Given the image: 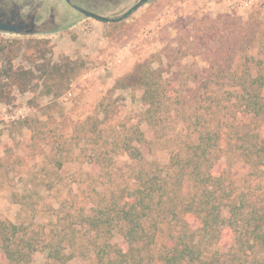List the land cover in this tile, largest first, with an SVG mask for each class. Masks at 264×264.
<instances>
[{
  "label": "rangeland",
  "instance_id": "374dc122",
  "mask_svg": "<svg viewBox=\"0 0 264 264\" xmlns=\"http://www.w3.org/2000/svg\"><path fill=\"white\" fill-rule=\"evenodd\" d=\"M38 50L52 65L72 60L81 69L69 88L52 95H45L46 81L35 69L36 80L26 91L13 86L11 98L0 101L1 221L26 228L35 241L62 242L65 254L75 243L69 264H98L92 259L94 233L81 226V217L91 208L126 202L140 172L156 163L167 167V188L176 191L172 205L146 211L142 253L123 264H161L171 236L182 227L198 230L201 216L195 212L214 195L226 204L241 195L248 206L264 208V167L251 165L255 144L264 140V115L243 112L234 84L244 62L253 77L264 68V0L236 11L224 0H152L116 26L87 20L54 34L0 33L3 66L34 69ZM142 64L162 77L168 96L154 120L146 114L141 89L115 88ZM138 130L145 134L141 144L133 142ZM208 130L218 145L208 163L210 181L203 165L189 176L202 157L193 146ZM130 142L142 151L139 163L124 153ZM186 204L193 209V225L187 218L180 223ZM234 232L231 240L226 230L197 231L196 242L202 239L209 249L202 264H240L231 262L239 247ZM110 239L125 244L120 229ZM256 255L264 257L260 245ZM47 257L48 251L35 252L31 264H46Z\"/></svg>",
  "mask_w": 264,
  "mask_h": 264
},
{
  "label": "trees",
  "instance_id": "16d2710c",
  "mask_svg": "<svg viewBox=\"0 0 264 264\" xmlns=\"http://www.w3.org/2000/svg\"><path fill=\"white\" fill-rule=\"evenodd\" d=\"M38 52L39 55L35 61L37 66L34 69L15 68L11 62L6 66L0 64V101H8L11 98L13 86L26 91L36 80L35 69L43 75L42 80L46 81L45 95H52L56 88L59 90L69 88L73 80L78 77L81 67H77L72 60L52 65L50 60H46L44 52L40 50ZM261 63L255 62V64ZM241 66L243 74L234 83L237 88L238 103L244 108L243 112L247 116L252 115L259 118L264 115V98L262 96L264 68H260L261 73L257 77H253L250 66H247L245 62ZM115 88L120 90L141 89L143 92L141 100L144 105L148 106L146 114L151 120L161 113L160 109L164 100L168 98L162 77L156 76L155 72L146 64L140 65L133 73L118 80ZM215 137L216 135L214 136L209 130L199 133L193 148L195 147L196 154L201 153L199 158L202 156V161L199 160L200 163L195 165L194 171L192 170L189 174L190 177L199 170V166L202 169L203 165L205 179L211 180V167L208 163H210V156L215 152L213 149L218 147L216 141L215 144H212ZM134 139L133 142L141 144L145 142V134L138 130L135 132ZM255 148L257 156L251 161V165L253 168L264 167V140L258 141ZM124 153L138 163L143 159L140 148L131 142L124 146ZM203 161L204 163H202ZM188 164L193 165L192 159H188ZM149 165L152 168L143 169L140 172L138 184L130 192L126 202L98 210L91 208V213H84L81 217V226L84 229L87 228L92 234L94 233V241H91L94 249L92 259L96 260L98 264H106V259L110 261L109 264H123L126 261L129 263V260H135L142 253L141 244L145 241L146 211L163 204L172 205L171 196L176 191L167 188L168 175L165 174L167 167L159 168L156 163ZM219 178V187H221V184L224 183L223 174ZM183 179L186 180L184 175ZM209 184L203 183L205 190L211 188ZM212 185L215 188V185ZM166 197L168 200L165 202ZM208 201L200 207L199 212H195L201 216L200 228L195 232L188 233L182 227L178 236H171L172 245L167 247L165 253L161 254L159 263L202 264L204 256L207 255L206 251L209 249L203 244L202 239L196 242V232L223 233L226 230L228 238L231 240L232 234L230 233L235 231V244L239 246L232 254V263L238 261L241 262L240 264H244V262L264 264V257L259 258L256 255L258 245L264 248V208L248 206L247 200L241 195L233 198L230 204H226L222 198H215V195ZM182 208L180 223H186L188 219V224L193 225L192 221L194 220L190 219V216L194 215L193 209L188 204ZM225 210H228L226 216ZM117 229H120L124 238L123 246H117L111 242L110 238ZM64 247L62 242L55 246L51 241H35L29 237L26 228L22 229L12 223L0 220V259L3 257L2 259L5 261L4 263L0 260V264H31L33 254L40 250L48 251L46 264H69L75 258V243L69 245L70 254L64 253L66 249ZM251 258L253 262H250Z\"/></svg>",
  "mask_w": 264,
  "mask_h": 264
},
{
  "label": "flooded vegetation",
  "instance_id": "af4514ba",
  "mask_svg": "<svg viewBox=\"0 0 264 264\" xmlns=\"http://www.w3.org/2000/svg\"><path fill=\"white\" fill-rule=\"evenodd\" d=\"M142 0H0V33L54 34L87 20L113 25L127 20ZM131 10L127 17V15Z\"/></svg>",
  "mask_w": 264,
  "mask_h": 264
},
{
  "label": "built area",
  "instance_id": "2783aa9c",
  "mask_svg": "<svg viewBox=\"0 0 264 264\" xmlns=\"http://www.w3.org/2000/svg\"><path fill=\"white\" fill-rule=\"evenodd\" d=\"M260 0H224L231 11L251 9Z\"/></svg>",
  "mask_w": 264,
  "mask_h": 264
},
{
  "label": "water",
  "instance_id": "95a60500",
  "mask_svg": "<svg viewBox=\"0 0 264 264\" xmlns=\"http://www.w3.org/2000/svg\"><path fill=\"white\" fill-rule=\"evenodd\" d=\"M149 0H142L133 10H137L139 7H141L144 3H146ZM133 10H131L127 15H125L124 17H127L130 13L133 12Z\"/></svg>",
  "mask_w": 264,
  "mask_h": 264
}]
</instances>
